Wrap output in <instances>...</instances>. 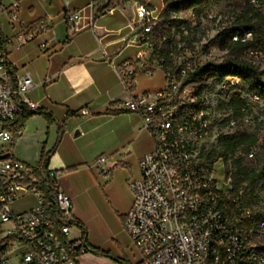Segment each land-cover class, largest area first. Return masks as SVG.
I'll return each mask as SVG.
<instances>
[{"label": "built area", "instance_id": "built-area-1", "mask_svg": "<svg viewBox=\"0 0 264 264\" xmlns=\"http://www.w3.org/2000/svg\"><path fill=\"white\" fill-rule=\"evenodd\" d=\"M63 2L67 21L77 28L81 10L72 9L71 0ZM3 11L0 0V14ZM208 18L213 16L193 11L189 20L169 25L149 3L137 2L129 24L142 49L119 65L110 61L129 92L137 86L138 74L165 75L161 89L130 95L119 105L140 115L154 141L153 149L139 159V178L129 181L133 202L124 228L141 254L135 264H264V218L246 232L240 223L253 217L252 210H228L239 197L232 196L230 181L216 177V164L223 160L208 166L203 157L213 130L232 134L239 126H249L251 104L262 102L258 94L244 90L240 76L217 67L225 59L213 60L207 47L191 44L196 22ZM18 20L14 0L9 21L14 26ZM33 36H21V44ZM229 36L236 41L241 32ZM242 37L251 39L252 32L245 30ZM3 45L0 33V142L11 146L12 127L24 108L41 107L25 99L35 82L29 71L15 73ZM208 77L212 80L193 94L186 92L189 84ZM237 94L244 100L240 120L231 108ZM80 113L88 115L90 110L82 108ZM5 153L3 145L0 155ZM256 154L257 147H252L244 156L254 159ZM107 160L101 155L93 164L104 176L111 174ZM77 227L73 200L61 188L59 172L11 154L0 158V264H74L90 250L83 236L72 235ZM257 232L263 235L258 243L253 241Z\"/></svg>", "mask_w": 264, "mask_h": 264}, {"label": "crops", "instance_id": "crops-1", "mask_svg": "<svg viewBox=\"0 0 264 264\" xmlns=\"http://www.w3.org/2000/svg\"><path fill=\"white\" fill-rule=\"evenodd\" d=\"M13 1L1 0L0 33L7 61L16 74L31 73L35 86L25 99L51 112L55 122L49 125L38 114L29 117L22 129L12 128L13 144L4 148L37 165L42 148L55 147L62 126L48 167L59 172V184L73 200L76 220L86 229L91 249L74 264H135L141 254L124 228L133 202L129 181L139 178V159L153 149L154 141L140 115L119 105L130 95L155 92L165 83L161 71L152 77L138 74L137 86L129 92L110 63L119 65L142 49L129 24L136 2L71 0V8L81 10L80 24L72 28L63 0H17L19 20L12 26ZM27 33L33 38L21 44ZM82 108L90 114L82 115ZM24 146L35 147V152H22ZM101 155L108 156L109 176L93 166ZM74 231V236H82L79 227Z\"/></svg>", "mask_w": 264, "mask_h": 264}, {"label": "trees", "instance_id": "trees-1", "mask_svg": "<svg viewBox=\"0 0 264 264\" xmlns=\"http://www.w3.org/2000/svg\"><path fill=\"white\" fill-rule=\"evenodd\" d=\"M203 1L207 0H163V23L169 25L175 24L177 19L171 18V14H173V12L175 14L178 13L181 7L186 3L198 5V7H200ZM199 10L200 8L194 12H201ZM261 20V14L254 9L251 4L243 8L241 14L237 16L235 21V24L239 29L235 31H240L241 37L236 41H232L230 36L222 39L221 49L227 50V54L225 60L221 64H218L217 67H220L223 70H230L231 73L240 76L243 82L244 90L248 93L258 94L261 100H264V82L261 79V72L257 70L252 62L247 61L243 57L244 52L249 48H253L251 50L259 53L264 52V34L259 33L257 30V23ZM245 30L252 32L253 36L251 39L243 40L242 33ZM3 50L5 55H7L4 45ZM243 104L244 100L240 98L239 94L235 95L231 101L233 115L238 120H240L243 116ZM36 114L43 116L49 125L55 122V118L51 112L42 108L38 110H31L25 107L14 126L16 129H22L27 119ZM62 134L63 127L60 126L55 147L50 151L42 148L41 157L37 165L45 167L48 166L50 157L58 146ZM259 141L260 127H256L255 129L249 131L242 126L232 134L220 133L217 138V143L211 145L203 153V157L208 166H212L220 159L225 163H231V166L234 169L232 196L239 197V201L236 205L230 202L228 210L236 211L238 208H250L252 210L253 217L240 223L246 232H248L250 228L254 227L256 220L261 217L257 208L260 204V193L258 188L261 183L264 185V149L259 152L258 155L256 154V165L250 164L248 162V158H246L244 154L248 153L252 147H257ZM78 227L82 232V236L86 239V229L81 224H78ZM93 251L96 254L111 258L108 253L97 249Z\"/></svg>", "mask_w": 264, "mask_h": 264}, {"label": "rangeland", "instance_id": "rangeland-1", "mask_svg": "<svg viewBox=\"0 0 264 264\" xmlns=\"http://www.w3.org/2000/svg\"><path fill=\"white\" fill-rule=\"evenodd\" d=\"M142 1H147V3H149L151 8L153 9L154 14L156 16H159L162 21L164 20L163 0H135L136 3ZM249 4H251L252 7L256 9L262 16V20L257 23V30L259 33L264 34V0H207L203 1L200 7H198V5L186 3L181 7L178 13L175 14L173 12V14H171V18L177 19L176 24L180 21L189 20L191 12L197 10L198 8H200L199 11L201 12L199 13L201 16L211 14L213 16V19L208 18L205 20H198L196 22V27L191 32L190 42L191 44L195 43L207 47L213 60H217L220 62L221 60L226 58V51L221 49V41L225 37L228 38L229 35L235 30H239L237 25L235 24L236 18L241 14L243 8ZM251 49L253 48H249L247 51H245L243 57L252 62L257 70L261 72V79L264 82V52H261V54L259 52V54H255L250 52L253 51ZM211 80V77H208L204 80H197L195 83L189 84V86L185 90L188 94H193L200 85H204L205 82L209 83ZM251 113L252 123L244 128L250 131L255 129L256 127H260V141L257 145L258 155L259 152L264 149V100H262L261 103L253 102L251 104ZM241 127L242 126H239L238 129H240ZM217 135L218 132H215L213 130L208 139L209 144L213 145L217 143ZM3 145H5L4 142H0V148ZM28 149L29 151L35 152V147L27 148L25 146L21 149V151L23 152ZM17 155L20 156L19 153ZM15 158L19 159L17 157ZM248 162L252 165H256L257 159H248ZM29 164L36 165L35 163ZM216 169V177L221 181H223L225 178V181H230L232 186L234 180V169L231 166V163H225L224 161H222L216 164ZM258 190L260 193V204L257 210L261 214L260 218H264V185L262 183L259 185ZM72 235H76V231H74ZM261 239H263V235L258 232L253 237V241H255L256 243H258Z\"/></svg>", "mask_w": 264, "mask_h": 264}, {"label": "water", "instance_id": "water-1", "mask_svg": "<svg viewBox=\"0 0 264 264\" xmlns=\"http://www.w3.org/2000/svg\"><path fill=\"white\" fill-rule=\"evenodd\" d=\"M9 155H10V153H5V154L0 155V158H6V157H8Z\"/></svg>", "mask_w": 264, "mask_h": 264}]
</instances>
